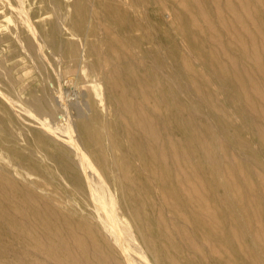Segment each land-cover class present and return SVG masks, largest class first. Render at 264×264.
<instances>
[{"label": "bare ground", "instance_id": "bare-ground-1", "mask_svg": "<svg viewBox=\"0 0 264 264\" xmlns=\"http://www.w3.org/2000/svg\"><path fill=\"white\" fill-rule=\"evenodd\" d=\"M48 5L56 19L32 32L36 46L26 42L34 57L49 46L76 73L74 87L51 92L47 73L31 91L0 81V234L55 229L35 245L67 264H200L204 252L217 264H264V0ZM170 31L194 44L196 65ZM225 140L255 161L257 186ZM186 250L197 256H174Z\"/></svg>", "mask_w": 264, "mask_h": 264}, {"label": "rangeland", "instance_id": "rangeland-1", "mask_svg": "<svg viewBox=\"0 0 264 264\" xmlns=\"http://www.w3.org/2000/svg\"><path fill=\"white\" fill-rule=\"evenodd\" d=\"M6 1L8 2L7 4H6ZM48 1L49 0H0V81H2L4 79L3 77H5V80L7 78H9L10 80L12 79L13 81L18 82V87H21L22 89L27 88L26 91H31V90H35V89L39 88L41 85V83H40L41 79H42L41 76L42 75L47 76V74H48V76H47L49 79L48 80V84H49L48 87L51 90V92L56 91L58 88H60L63 92H67L74 87L73 82H72V80L69 79V77L74 76L76 73L73 70H71L68 65H66L62 62L59 63V61H60L59 56L55 55L53 53V50L49 46L40 44L41 45L39 47L41 50L40 53H38V51H40V50L38 49V47H36V50H38V51H36L37 57H38L37 58V57H34L32 55V52L30 51V49L27 45V42H26V38H30V40L33 41L34 45L36 46L37 41H35L36 39H34V34L37 32V28L41 27L43 29L45 28L44 30H47L49 24L52 23L56 19V14H54L53 10H51V8L49 7ZM69 1H71V0H68V2ZM21 6H23V7H21ZM10 8H12V9H10ZM14 9H16L17 11H14ZM47 9H49L50 11H48ZM10 11H11V13H10ZM19 12H20V14H19ZM26 14H27V16H26ZM92 15H93L92 12H90L89 16H92ZM23 16H25V17H23ZM61 16L65 19V22H66L68 18H66L65 12H63L61 14ZM27 17H29V20L26 19ZM139 17L143 18L142 15H140ZM15 23H17V24H15ZM37 23H38V27H36ZM105 23L106 22H103V24H105ZM30 24H32V25H30ZM30 26H33V27H31V29H30L29 28ZM99 26L102 27V23L99 24ZM113 28L116 29L115 25H113ZM34 29H36V30H34ZM32 32H34V34ZM168 33H170V35H174L176 37V45L178 47L179 46L181 47V48L179 47L180 51H179V48L177 49V52L178 53L180 52L179 55H185V54H187L189 52L191 53V51H193V48H194L193 45L194 44L186 42L183 38H181L182 36L180 34L174 32V31H170ZM136 34H138V33H136ZM15 35H16V38L18 37V39H15V37H14ZM32 35H33V37H32ZM16 40H19V41H16ZM11 41H13L14 43ZM179 41H182V42H179ZM184 45H186L187 48ZM46 48L48 49V51L50 49L49 53H48ZM185 48L187 49V51ZM181 49H182V53H181ZM184 50L187 53L184 52ZM24 52H25V54H24ZM183 53H185V54H183ZM38 54L41 57V59L38 56ZM41 54H43V55H41ZM191 54H192V56L189 55V58H190L191 62L193 63L195 57L193 55V52ZM163 56L161 57L162 58L161 62L163 61V65L166 64L168 66L167 67L166 65H164L165 66V69H164L165 72L168 73L169 77H172L173 79L175 78V81L178 82L180 87H183V88L186 87L187 88L188 87L187 84H189V83L186 82L185 76L173 68L172 63H171L169 58H167L165 55H163ZM31 58H32V60H31ZM38 59H40V60H38ZM166 60H167V62H166ZM168 61H169V63H168ZM33 62L35 64H33ZM42 62H43V64H42ZM47 62H48V64H47ZM88 62H91V58L88 59ZM196 63H198L197 59L194 61L193 65H196ZM48 65L51 67H49ZM51 68L53 69V72L51 71ZM172 69H174V70L172 71ZM203 70H204V72H203ZM37 71L39 73H37ZM200 71L202 73L201 75L206 76L207 78H210V77L213 78L214 77L213 74H210V77H209V74H207V71L205 69H200ZM50 73L51 74L54 73L53 75L55 77L53 75H51ZM8 74H10V75H8ZM83 74H80V76L82 78H84ZM157 74H159V73H157ZM56 75H58L59 77ZM181 76H183V77H181ZM52 78H54V79L52 80ZM211 78H210V81L212 83V89H213L214 87L216 88L217 86L215 85L216 84L215 80H212ZM17 79H19L20 81ZM68 79H69V81H68ZM259 79H260V76H259ZM37 81H39V82H37ZM212 81H214L215 84ZM56 83H58V84L56 85ZM183 83H184V86H183ZM126 85L127 84H125V86ZM22 86H27V87H22ZM32 86H33V88H32ZM87 86H88L87 87L88 91L93 95L101 93L102 89H103L98 84H89ZM126 87H128V85ZM28 88H30V89H28ZM214 90L217 91V88ZM217 92H219V90ZM219 96L223 97L222 94H220ZM23 97H24V95H23ZM28 115H32V112L29 113ZM108 118L110 120H113V118H114V115L111 111L108 113ZM232 119H233L232 120L233 124L235 123V125H238L239 119L237 117L236 118L233 117ZM212 123L214 124L215 122L213 121ZM66 129H67L66 125L62 126V131L66 130ZM244 136L246 138L249 135L244 134ZM246 139L250 140L249 137H247ZM225 145H226V148H228L230 151H232V153L234 152L233 153L234 155L240 157L239 159L241 160V162H243L244 167L247 168L249 176L253 179V183L255 184V186H257L258 179L256 178L254 171H253V168H252V166L255 164V161H253V159H251V158L249 160V157H247V156L245 157V155H242L239 151H237V149L235 147L232 146V144L230 142H228V140L227 141L225 140ZM4 161H6L5 154L2 151H0V163H2ZM258 162H259V164L262 165V163H264V160L262 158H259ZM33 179H34V177H32V176L26 177V180H29V181H31ZM19 180H21V179L19 178ZM245 190L246 189L244 188V191ZM155 191H156L155 188L152 189V192H150V195L153 196L154 193H156ZM152 209L153 208H151L150 212H148L150 215H152L154 213V209L153 210ZM230 214H233L232 210H230ZM163 216L165 218H167L168 220H170L173 225H175V226L177 225L176 220L171 219V217H169V214L167 212H165L163 214ZM262 223L264 225V204H263ZM171 227H174V226H171ZM50 228L52 230L54 229L52 224H50ZM51 232H52V234L49 233L50 236H47V235L45 236V233L42 232L41 228H40L37 230V232L32 231L30 235H21V234H19L20 232L13 231L10 229H4L2 231V233L0 234V264H67V263H69V259L65 256V254H62L61 252H56V253L49 252L48 253V247H46L44 249V247H40V246L37 247L35 245V241L37 240V237L40 239L46 238V239H48V241L50 240V238H54V237L56 238L57 236L54 235L55 229ZM59 236L64 237L65 235H64V233H62V234L60 233ZM248 236H249V234L246 233L245 237L247 239L250 238V236L249 237ZM196 239L200 241V238L197 237ZM28 243H30V245ZM3 246L8 249V252H6L5 250H4L5 252H3ZM252 250L254 251L255 255H257V256L262 255V253H263V251H261L257 247H252ZM54 254H55V257L57 259H59V262H58V260L57 261L53 260V259H55ZM171 254L174 255V253H171ZM188 254L191 256H197V253L195 251H192V250L191 251L186 250V251H183L180 255L178 254V255H174V256H177V258H178V257H182L183 255H188ZM197 257H200V264H217L215 262L214 258L209 256L208 252H204L203 255H199ZM33 259H35V261ZM46 259L49 260L50 263H49V261H46ZM239 262H240V264H249V263L253 264V263H251L252 261L248 262L246 260L243 262H241L239 260Z\"/></svg>", "mask_w": 264, "mask_h": 264}]
</instances>
